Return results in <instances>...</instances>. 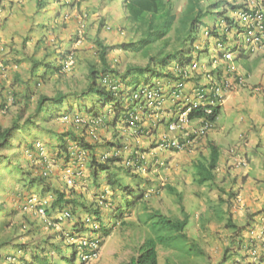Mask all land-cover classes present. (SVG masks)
I'll return each mask as SVG.
<instances>
[{
  "label": "rangeland",
  "instance_id": "1",
  "mask_svg": "<svg viewBox=\"0 0 264 264\" xmlns=\"http://www.w3.org/2000/svg\"><path fill=\"white\" fill-rule=\"evenodd\" d=\"M5 1L13 3L18 9L23 8L25 12L33 11L34 14L32 17L27 18L26 25L30 29L25 30L24 34H20L25 37L22 39L19 49H13V54L16 57H11L9 60L5 58L7 65L16 64L19 65V69L8 71L9 83L4 84L0 89V92H3L0 93V102L6 106L4 113L1 112V109L5 106L0 108V128L9 127L16 119H19V124H21L28 116L33 115L39 95L52 97L57 92H80L86 86V73L89 64L98 63L96 38L114 47L122 42L133 41L139 37L136 30L128 27L127 12L122 1L74 0L67 8H61L55 0H46V4L37 9L35 0ZM223 1L225 3L228 0ZM191 2L192 0H173L176 20L168 34V38L174 39L177 36L176 28L180 27L182 21L190 16V12L185 13V7L190 5ZM1 3L2 0H0V11H3L5 6ZM208 3V1H202L200 7L205 9ZM13 5L11 4L7 8L11 9ZM58 7L67 10L69 14L67 21L59 18L60 12L56 14ZM221 7L212 8V13L201 19L203 25L211 27L216 18L214 13L220 11ZM225 10L229 14L228 5H225ZM182 15L186 18L178 22ZM54 19L57 20V23H54ZM80 20L84 24L83 28H80ZM36 21L41 22L43 26H34ZM52 23H54V26L51 25ZM1 26L0 23V28ZM106 26H110L111 30L105 29ZM199 26L201 30L203 26ZM46 31L50 34H43ZM28 34L35 35L34 41L31 37H28ZM198 36L202 39L201 32ZM204 39L205 42L212 41L211 38ZM204 43L201 44V47ZM5 49L4 46L3 50ZM67 52L73 53V63L69 70L64 73L50 74L45 64L58 66L62 56ZM3 56L5 57L4 53ZM107 60L110 67L118 72H122L128 64L144 65L147 61L140 54L124 52L120 49L110 51L107 54ZM205 60L206 56L200 53L198 62L203 63ZM33 62H37L38 69L36 74L32 76L30 68ZM14 73L18 75V78L14 79ZM42 74H45L44 78L37 76ZM144 78L145 75L140 74L136 79L139 80V83H143ZM138 88L139 86L136 89ZM244 90L249 95L248 88ZM251 94L257 103L264 104V93L262 96ZM12 95L14 100H11ZM79 99L85 102L84 105L80 104V111H85V106L90 109L91 103L89 100L83 97ZM237 101L240 103L238 98ZM71 102L73 101L71 100ZM69 104L70 102L64 101L61 105L56 106L49 101L47 106L43 107L42 117L44 120L40 121L39 124L45 126L49 131L61 133L69 130L73 134L87 139L88 136L83 134L82 127H76L71 123H63L58 116L49 117L57 112L59 114ZM77 107V103L73 102V110H77ZM106 110L107 107L101 111ZM245 112H247L246 109L238 113L231 108V116L227 117L222 109L217 122L227 127L234 117L239 119L237 122H241L246 117ZM112 116L113 114L110 113L109 116L106 114L105 119L102 118L105 123L103 122L102 125L97 127L98 141L96 144L103 146L112 143L116 146L126 145L128 148H138L143 152L147 162L146 168L149 167L150 170H147L141 176L148 179L151 185L147 187V196L143 199L142 205L148 211L157 210L165 216L181 218L175 198L166 192L164 186H173L182 194V203L189 217V222L184 229L185 241L175 240L174 247L159 245L158 264H220L223 255H230V253L231 258L241 256L247 261L250 260L243 248L235 253L236 246L233 243L237 239H242L244 242L246 231L252 228L250 223L255 222V218L257 219L259 216L264 218V180L257 179L258 175L264 174V161L263 163L259 160L258 163L255 162V171H251L252 178L249 182L246 180L248 174L243 173L247 170L246 165L238 166L239 171L232 170L229 172L230 167L219 164L216 170L215 183L199 186L193 181L191 175V162L198 152H190V154L188 151L165 152L154 145L156 139L160 136L157 132L158 127L152 126L147 133H140L134 127H127L125 123L117 122L115 129H113L110 128L109 124L106 125V122H110ZM157 124H160V122ZM143 125L148 126L149 123ZM35 138L43 141H55L54 134L46 130L27 131L24 127H20L15 132V137L9 148L0 149V155L7 156V159L5 157L0 158V225L3 221L5 224L0 226V242L6 240V243L0 246V264H26L32 261L33 253L37 256L35 264H43L44 260L41 256H47L50 264H122L127 261L130 256L136 253L137 247L144 238L150 235L148 223H145L143 219V212L146 209L141 208L142 205L136 206L124 218V225L117 222L112 227L110 235L104 239L99 249L98 258L87 263H81L78 252L73 257L72 243L60 238L62 232H67L70 225L77 218H82L83 215L88 214L85 210H77L71 222L66 223L64 221V224L60 223L56 228L46 227L38 219H33L20 212L21 200L29 190L23 185L26 182L25 176L19 171L9 172V169H14L17 165L30 167L31 160L25 155L24 149L27 147L29 140ZM199 148L202 154H206L203 146ZM45 150L47 151V149ZM99 150H97V154ZM261 152L264 153V149H261ZM155 159H157L156 162H163L162 165H154ZM60 163V161H55V164H52L47 181L61 190L65 189L66 192L73 191L76 195H81L84 204L92 202L95 206L99 204L102 224H106L107 227L111 226L114 223L111 214L119 204H124L129 197L127 192L124 190L112 192L110 188H107L103 184L104 173H100L97 178L100 184L94 186L87 171L77 180L74 187L67 188L64 185ZM259 163L261 164L259 165ZM121 171L123 173L121 175L123 183L128 184L131 188L130 196H138L139 191L145 189L144 183L133 178L135 173ZM234 172H236L235 175H233ZM152 186L153 188H151ZM217 186L223 187L224 192L220 191ZM103 190L107 191L103 194ZM228 190L234 193L231 198L226 194ZM32 191H40V188L35 186ZM252 193L253 196L250 197ZM244 194L248 196L244 198ZM220 200L225 203L220 205ZM216 208H221L226 212L229 211L231 220L237 226V229L226 227L225 221L217 217L219 214L216 212ZM94 221V218H90L88 226ZM24 223L25 227L22 226ZM99 233L93 231V234ZM232 238L235 241H232ZM189 247H197L202 255H196L193 251H186ZM226 248L229 251L228 253L225 252ZM260 257L257 263L264 264V255H262L263 260H260Z\"/></svg>",
  "mask_w": 264,
  "mask_h": 264
},
{
  "label": "trees",
  "instance_id": "2",
  "mask_svg": "<svg viewBox=\"0 0 264 264\" xmlns=\"http://www.w3.org/2000/svg\"><path fill=\"white\" fill-rule=\"evenodd\" d=\"M36 9L41 8L46 4V0H35ZM57 3L59 2V6L64 8L66 5L72 4L74 1L69 0H55ZM108 1H122L123 6L127 12L126 18L128 22V27L136 30L139 37L136 40L122 42L116 46H109L105 44L102 40L96 38L95 45L97 47V61L98 63H91L88 66L87 73H86V86L78 93L76 92H57L52 97H46L44 95H39L37 98L33 115L28 116L21 124H19V119L14 120L9 127L0 128V149L2 148H9L11 145L12 140L15 137V132L20 128L24 127L27 131H35V130H46L50 133H53L55 136V141H43L40 139L37 140H29L27 147L25 150V155L27 154L30 156L29 160H31L30 167H22L17 165L14 169H9V172L19 171L23 176H25L26 182L23 184L27 190H31L33 187L38 186L40 188L41 193H48L51 194L52 200L48 206L45 207V214L47 217H51L57 211L56 218L54 223L49 226L51 228H56L58 224L69 223L68 219H64L62 217L59 218L62 211H68L70 214V220L74 219V215L77 210H85L88 215L94 216V218L99 223L101 229V239L99 245H101L104 239L110 235L112 227L117 224L124 225V218L129 215V213L138 205H142L143 199L147 196V187H150L151 183L148 179L143 178L141 174H133L134 179H139L145 185V189L140 190L138 196L133 197L130 196L131 188L128 184L123 183V179L121 175L124 173H129V168L123 166L121 164V158L117 156H110L104 159L103 161L99 160V154L104 150L103 145H98L96 142H85L84 139L80 136L73 134L71 131H64L61 133L49 131L45 126L40 125L39 122L44 120L42 117L43 114V107L47 106V103H53L56 106L61 105L64 101L70 102L68 107L61 111L59 114L58 112L54 115H50V118H54L58 116L60 117H67L71 116L72 113H77L79 115H87L91 117V120H95V118L103 115L108 114V112L101 110L105 107L111 108L110 111L113 114L110 122H106V125H110V128L115 129V125L117 122H122L125 118V111L131 107V103L129 99L123 98L120 96H115L110 90L106 89L104 85L100 83L101 77H107L108 80L112 84H116L118 80H120L125 87H132L135 88V85L139 84V80H137L138 75H145L144 81L141 84L148 85L153 83L155 80L164 83V80H173V76L168 71V64L172 60H185L188 61L190 59V52L191 47L195 39L198 37L199 32V25H203L201 19L206 17L208 14H211L212 8L221 7V10L214 13L216 17H225L226 19V10L225 5H230L227 1L224 3L223 0H192L190 5L185 7V13L190 12L189 17H182L178 19L182 21L180 27L176 28L177 36L174 39L168 38L169 32L172 30L176 16L174 12V3L173 0H108ZM208 1L209 3L206 5L205 9L200 7L201 2ZM222 3V4H221ZM58 7V9L60 8ZM231 9L236 8L235 5L229 6ZM216 19V18H215ZM217 20V19H216ZM57 23V20H56ZM53 24V23H52ZM51 24V25H52ZM80 24H83L82 21ZM39 26H43L40 24ZM81 26H84L81 25ZM105 29L111 30L110 26H106ZM181 33V34H180ZM182 35V36H181ZM24 38V37H23ZM113 49H120L124 52H130L133 54H140L142 57L146 58L147 61L144 65L141 64H128L122 72H118L117 70L110 67V63L107 60V54L112 51ZM37 62H33L30 68V74L33 76L36 74V70L38 66L36 65ZM36 66V67H35ZM47 71L50 74H57L63 73L60 71L61 66H54L53 64H45ZM34 73V74H33ZM45 74L37 75L39 78H44ZM125 89V88H124ZM123 92L120 91V94ZM119 94V93H117ZM171 94V92H170ZM25 97V95H24ZM83 97L84 99L89 100L91 103L90 109L85 106V111H80V104L85 102L81 101L79 98ZM127 98V97H126ZM14 100V96H13ZM77 103L78 107L77 110H73V102ZM5 105L1 104L0 108L4 107ZM4 109V111H2ZM1 109V112L4 113L5 108ZM221 112V106H213L212 107V114L204 115L202 110H194L190 113V117H197V116H204L205 118L215 122ZM67 124L71 123L76 127H80L81 125H77L74 122L69 120L65 121ZM63 122V123H65ZM149 128H151V123L147 127H141L137 130L140 132H148ZM84 130V127H83ZM42 141V145L44 149H47L48 155L47 159L49 162L55 164V161H60L61 170L64 168L65 163L67 162L68 155V142L75 141L79 144V147L85 151H88L87 159L85 156L84 168L85 171L89 174L90 179L94 183V186H98L100 184L97 181V178L100 173H104V182L103 184L112 190V192H117V190H124L127 192L129 197L125 200L123 205H118L111 214V217L114 218V223L107 227L106 224H102L100 217V206L96 204V206L92 203L84 204L83 198L81 195H76L73 191L66 192V190H61L57 186H53L50 182L47 181L48 176L41 175V166L40 162H43L40 158L43 156H38V151L35 148V142ZM113 144V143H112ZM99 153L97 154V150ZM204 149L206 154H202V152H198L193 158L191 162V175L193 181L199 185H212L216 181V170L219 166V160L221 156L220 146L214 142L212 139H208L205 141ZM255 155L253 159H258L263 163L264 161V153L259 151H255ZM1 157L7 156L0 155ZM157 159H155L156 161ZM39 161V163H36ZM46 162L43 163V165ZM52 163V164H53ZM259 163V165L261 164ZM88 167V168H87ZM34 168V169H32ZM264 168V167H263ZM16 169V170H15ZM87 169V170H86ZM148 171L150 168H146ZM85 171H83L85 173ZM121 172V173H119ZM147 172V171H146ZM145 172V173H146ZM264 173V171H263ZM84 175V174H83ZM80 179V178H78ZM77 179V180H78ZM77 180L75 179V183L72 187L75 186ZM264 180V174H263ZM67 187L66 184H64ZM67 187V188H72ZM153 188V186L151 187ZM166 192L169 195H172L175 198V201L178 205L179 211L181 213V218L175 217L171 218L161 214L157 210H150L148 211L146 207L143 205L141 208L146 209L143 212V219L145 223H148L150 229V235H148L142 243L137 247V251L134 255L130 256L129 259L122 264H158V246L162 245L165 247H174L175 240L185 241L184 229L189 222L188 214L185 211V208L182 203V194L178 191L175 187L170 185L164 186ZM217 188L224 192V188L217 186ZM139 190V189H138ZM103 194L106 190L102 191ZM110 192V194H112ZM227 196L232 197L234 194L231 190L227 191ZM113 195V194H112ZM105 201V200H104ZM220 205H223L225 202L220 200ZM216 212L219 214L217 217L225 221V225L228 228L237 229V226L232 222L230 217V212H226L221 208H216ZM25 214V213H23ZM58 216V218H57ZM222 216V218H221ZM42 220V219H41ZM47 224V222H45ZM65 223V224H66ZM4 224V221L2 222ZM25 227V223L22 224ZM1 230V227H0ZM70 230V231H69ZM69 232H83L86 229L82 227L80 222L74 221L73 224L69 227ZM62 232V236L60 238L64 240V236L68 233ZM236 231V230H235ZM1 237V236H0ZM237 238V237H236ZM1 239V238H0ZM61 239V240H62ZM234 239L232 238V241ZM235 241V240H234ZM6 243L5 241L0 242V246ZM236 246L234 250L237 253L241 248H243L241 241L237 239L236 242L233 243ZM186 251H193L196 255H202V252L197 247H189ZM225 252H229L226 248ZM76 251L72 249V256L74 257ZM264 253L262 252V255ZM260 253L258 256H262ZM37 256L34 255L31 258V262L26 264H35ZM43 257L42 260L43 264H50L48 261L47 256ZM240 260V263L243 264H251L255 263L252 262V256L248 255L247 257L250 260H245V258H241V256H237ZM231 258L230 255L226 254L222 257V263L229 261ZM260 260H263L260 257ZM35 262V263H34ZM257 263V261H256ZM258 264V263H257Z\"/></svg>",
  "mask_w": 264,
  "mask_h": 264
},
{
  "label": "built area",
  "instance_id": "3",
  "mask_svg": "<svg viewBox=\"0 0 264 264\" xmlns=\"http://www.w3.org/2000/svg\"><path fill=\"white\" fill-rule=\"evenodd\" d=\"M236 4H241L237 10H235L229 16V21L232 24L233 31L231 29H225V23L223 28L218 31V35L221 38L218 43V52L220 53L219 61L227 62L231 60L233 52L243 46L245 49L249 48L252 50L258 49L259 47L264 48V27H263V16L259 7V0H232ZM234 3V4H235ZM204 34L207 36L209 33L205 30ZM225 34H236V36H241V41L236 40V38H226ZM223 39V40H222ZM222 40V42H221ZM226 43V45H225ZM195 48H198L195 46ZM216 63V61H214ZM70 62L67 63L64 69H68ZM6 68L0 61V77H6ZM199 68V64L194 59L188 64H176L173 63L168 69L174 75L178 76V79L171 83L172 93L174 98H179L184 85V79L191 76ZM226 73L232 72L233 67L227 65L223 69ZM236 74L235 76H237ZM208 82H211L206 88H197L193 93V99L179 106L170 119L162 121L166 122V131L162 132L158 141L156 142V147L164 151H183L191 145L195 144L199 139H201L205 133L211 128V122L204 118V116L196 117L194 119L189 118L190 112L192 110H202L204 115H209L212 112V107L222 102L223 95L226 91L233 88L234 77L229 79L225 78L223 75L216 81H210L211 77L206 74ZM207 82V83H208ZM242 79L239 78L238 83L242 84ZM102 83L107 86L109 90L116 95L117 90L120 88L121 84L117 82L112 84L107 77L102 79ZM165 89L160 84H148L141 86L136 92H133L131 96L138 101L136 108L128 110L126 113V126L131 127L139 132L137 129L145 127L143 123L151 122V127L156 126L160 118V111L162 105L165 101L164 95ZM4 111V109L2 110ZM91 117L87 115H79L77 113H72L71 116L60 117L62 122L69 120L74 122L80 127H84L83 134H87L88 138L82 137L85 142H97L98 136L96 133L97 127L103 124V119L101 116L91 120ZM66 123V122H65ZM141 133V131H140ZM42 143V142H41ZM40 141L35 142V148L39 150L38 156H43L40 158L43 162H40L41 175L48 176L51 172L52 162L47 159V151L43 148ZM68 155L67 162L65 163L63 171V181L67 187H72L75 183V179L81 178L85 171L84 162L87 159L88 151H85L79 147V144L75 141L68 142ZM28 157H30L27 154ZM86 156V158H85ZM117 156L121 157V163L128 167L131 172L137 174H145L147 171V162L144 154L138 150V148H128L126 145L121 147H111L109 150L101 152L99 154V160L103 161L107 157ZM85 158V159H84ZM46 162L44 165L43 163ZM39 163V161H36ZM154 165H162V162H154ZM52 200L51 194L40 195L38 193H28L23 196L20 203V209L24 213L34 214L36 217L47 222V225L51 224L49 218H46L45 207L50 204ZM70 220V214L68 211H62L59 218ZM58 218V216H57ZM53 224V222H52ZM93 228H97V225H93ZM245 239L249 240V243L245 246L246 255L252 256V262H258L259 253L264 252V218L261 220L260 224L255 225V227L247 230L245 234ZM71 241L76 245L79 250V257L81 261L87 262L92 261L98 257V239L97 237H83L75 236ZM258 244H256V243ZM250 259V258H249ZM240 259L236 256L224 264H243L240 263Z\"/></svg>",
  "mask_w": 264,
  "mask_h": 264
},
{
  "label": "clouds",
  "instance_id": "4",
  "mask_svg": "<svg viewBox=\"0 0 264 264\" xmlns=\"http://www.w3.org/2000/svg\"><path fill=\"white\" fill-rule=\"evenodd\" d=\"M3 1V0H2ZM69 1H74V0H69ZM228 2L230 3V5L229 6H231V5H235L236 6V8H234V9H231L229 6H228V9L230 10V12H229V14H227V13H225L226 15V19H225V17H216V19H214V22H213V24L211 25V27H207V26H205V25H202L203 27L201 28V30L199 29V32H201V37H202V39L198 36L196 39H195V41L193 42V44H192V47H191V52H190V59L188 60V61H185V60H172L169 64H168V68L173 64V63H176V64H188V63H190L193 59L195 60V61H197V63L199 64V68H198V70L196 71V72H194V74H192L191 76H189V77H187V78H185L183 81H184V85H183V88H182V92H181V94H180V97L179 98H174V95H173V93L171 92L172 91V88H171V83L174 81V80H176V79H178V76H176V75H174V73H172V72H170L169 71V69H168V71L170 72V74L173 76V80H170V81H168V80H164V83L163 84H161V82L160 81H158V80H155L152 84H160V85H162L163 86V88L165 89V92H164V95H165V101L167 100V98H169L170 100H171V102H172V104H173V108L170 110V111H166V110H164L163 109V105H162V108H161V111H160V118H158V122H160V124H156V126H155V128L156 127H158L159 128V126L161 125V127H162V131L164 132V131H166V125H165V123L166 122H164V121H162V118H164L165 120H168V119H170V117H171V115L173 114V112L175 111V109H177L179 106H182V105H184V104H188V102L190 101V100H192L193 99V93L195 92V90L198 88H206L207 86H209L210 85V83L211 82H208L209 80L207 79V77H206V74H208L210 77H211V80L210 81H216V80H214L213 79V77L215 78V79H219V77H221L222 75L225 77V78H229V79H231V78H233L234 77V80H233V88H231L230 90H228V91H226L225 93H224V95H223V99H222V102H220L219 104H217L218 106H222L223 105V102H224V100H225V97H226V94L228 93V92H230L231 90H233V89H237V88H248V84H247V81H246V75H245V73L243 72V73H241V69L239 68V66L237 65V61H238V59L239 58H241L242 56H244V55H257V54H260V53H263L264 52V48H261V47H259L258 49H255V50H252V49H249V48H244L243 46H240V48L239 49H237V50H235L234 52H233V55H232V58H231V60H229V61H227V62H224V61H219V59H220V53L218 52L219 50H218V43H219V40L221 39V38H219L220 36L218 35V31L220 30V29H222L223 28V24L225 23L226 25H225V29L227 28V29H231L232 28V24H231V22L229 21V16L231 15V13H233L235 10H237L239 7H241V4H236L235 2H233L232 0H228ZM59 3V2H58ZM235 3V4H234ZM60 4V3H59ZM67 6L68 5H66V7H64V8H67ZM259 7H260V10H261V14H262V16H263V27H264V0H259ZM60 12V15H59V18H61V20H63V21H67L68 20V18H69V14L65 11H63L62 13H61V8H59V9H57L56 10V14L57 13H59ZM81 18V17H80ZM54 23H56V19H54ZM54 23L52 24V26H54ZM79 23H81V20H80V22ZM81 25H83V24H80V28H83V26H81ZM199 28H200V26H199ZM207 31L209 34L206 36L205 34H204V31ZM230 31H233V29H231ZM199 32H198V34H199ZM226 36H227V38H229V41H230V38H236V40H239V41H241V39H242V37L241 36H236V34H225V36L223 35V36H221V37H224V39L226 38ZM204 38H211V42H205V39ZM223 40V39H222ZM222 40H221V42H222ZM205 42V43H204ZM202 43H204L203 44V47H201V44ZM225 45H226V43H225ZM5 46V43L1 40V38H0V61L5 65V66H7V68H6V77H4V78H2V77H0V79L1 80H9V77H8V71L9 70H13V71H16L17 70V68H18V65H16V64H13V65H7V60L5 59V57L3 56V47ZM195 46H197L198 48H195ZM200 53H203L205 56H206V60H205V62H203V63H199L198 62V56H199V54ZM214 61H216V63H214ZM70 62V64H69V66H68V69H64V67H65V65L67 64V63H69ZM72 63H73V53L72 52H67V53H65L64 54V56H62V58H61V60H60V63H59V65L58 66H61L60 67V71H62L63 73L64 72H66L67 70H69V68L71 67V65H72ZM227 65H230L231 67H233V70L234 71H232V72H225L223 69H225L226 68V66ZM46 67V66H45ZM240 70V71H239ZM236 74H238L237 76H235ZM262 77L264 78V66H263V69H262ZM104 77H101V79H100V83L102 84V85H104L105 87H106V89H108L107 88V86L105 85V84H103L102 83V79H103ZM239 78H241L242 79V84H239L238 83V81H239ZM190 81H192V85L190 86V88H189V90L188 91H186V84L188 83V82H190ZM117 82H119L120 84H121V86H120V88L117 90V93H119V94H117L116 93V95L115 96H122L123 98H125L126 100L127 99H129L130 100V103H131V107L128 109V107H127V105H125V107L127 108V110L125 111V118L123 119V123H125V120H126V113H127V111L128 110H132L133 108H136L137 107V105L139 104L138 103V101L135 99V98H133L132 96H131V94L133 93V92H136L141 86H144V84H141V83H139L138 85H135V88H131V87H125L124 86V84L120 81V80H118ZM208 82V83H207ZM39 85V84H38ZM139 86V88L138 89H136L137 87ZM125 88V89H124ZM136 89V90H135ZM251 89V88H250ZM109 90V89H108ZM111 91V90H110ZM120 91L121 92H123L122 94H120ZM112 92V91H111ZM170 92H171V94H170ZM113 93V92H112ZM127 97V98H126ZM11 100H13V95H12V97H11ZM164 101V102H165ZM179 102L181 103L182 102V104H179ZM217 105H215V106H217ZM110 109L111 108H108L107 107V110H106V112H108V116H109V114L111 113V112H109L110 111ZM165 111V113H166V115L164 116L163 115V112ZM194 110H192V112H193ZM192 112H190V113H192ZM105 114V113H104ZM103 114V115H104ZM211 114H212V112H211ZM210 114V115H211ZM86 115V114H85ZM101 116V115H100ZM103 119H105V117H106V114H105V116H101ZM198 117H200V116H197V118ZM189 118L190 119H194V118H196V117H193V118H191L190 117V114H189ZM205 118V117H204ZM205 119H207V118H205ZM208 121H210L211 122V128L205 133V135L201 138V139H199L195 144H193V145H191L190 147H188V148H186L185 150H183V151H189V150H192L199 142H201V141H205V139L207 138V135H208V133L212 130V128L214 127V124H215V122H213V121H211V120H209V119H207ZM104 123H105V120L103 121ZM157 122V123H158ZM146 123V122H145ZM148 123H151V122H147V124ZM126 124V123H125ZM144 124V123H143ZM163 124V125H162ZM116 126V125H115ZM145 127H147V126H145ZM158 128H157V130H158ZM161 132V131H160ZM141 133H144V132H141ZM147 133V132H146ZM160 135H161V133H159ZM160 137V136H159ZM159 137L156 139V141H155V146H156V142L158 141V139H159ZM32 140H37V138H35V139H32ZM42 142V141H41ZM121 146H123V145H120V146H116V145H114V144H109L108 146H105V147H108V148H105V147H103V151L102 152H104V151H107V150H109L111 147H121ZM201 146H203V145H201ZM204 147V146H203ZM164 151V150H163ZM183 151H172V152H183ZM142 152V151H141ZM166 152V151H165ZM143 153V152H142ZM230 153H231V155L232 156H236L237 155V153H236V149L234 148V147H232L231 149H230ZM26 154V153H25ZM119 158H121V157H119ZM246 159V158H245ZM242 160V158H239V159H235V164H237V166H245L246 164H247V160ZM121 160H122V158H121ZM157 161V160H156ZM163 163V162H162ZM122 164V163H121ZM123 165V164H122ZM124 166V165H123ZM128 168V167H127ZM87 170V169H86ZM130 170V169H129ZM133 173V172H132ZM135 174H137V173H135ZM65 184V183H64ZM107 191V190H106ZM28 193H38V194H40V195H44V194H46V193H41L40 191H37V192H34V191H32V189L31 190H29V191H27L25 194H28ZM25 194H24V196H25ZM22 201V200H21ZM19 210H20V212L21 213H24V212H22L21 211V209H20V207H19ZM58 212V211H57ZM57 212L54 214V215H52L51 217H47L46 216V218H49V220L51 221V224L50 225H47L46 223H45V221H43V220H41L40 218H38V217H36L34 214L32 215V214H30V213H25V214H27L28 216H30V217H32L33 219H38L44 226H46V227H49V226H51L52 225V222L54 223V220H55V218H56V214H57ZM90 218H94V216H91V215H88V214H85V215H83V217L81 218V217H79V218H77V220H76V222H80L81 223V225H82V227L83 228H85L86 230L85 231H83V232H73V231H71V232H69L68 231V233L64 236V239L66 240V242H70V243H72V245H73V249H75V251H76V253L78 252V254H79V250L77 249V247H76V245L71 241V239L72 238H75V236H83V237H97V239H98V246H99V249H100V247L102 246V244L101 245H99V242H100V239H101V232H100V229H101V227H100V225H99V223L97 222V220L94 218V222L90 225V226H88V223H89V219ZM263 218H261L257 223H255L254 225H251L252 226V228L253 227H255V225H257V224H260L261 223V220H262ZM73 220V219H72ZM72 220H69V222H71ZM97 225V228H93V225ZM250 229V228H249ZM93 231H98V232H100L99 234H93ZM247 232V231H246ZM86 234H88V235H86ZM243 237V236H242ZM241 241V244L243 245L242 247H243V249H244V251L246 250V248H245V246L249 243V240H246L245 239V241L243 242L242 241V239L240 240ZM99 249H98V251H99ZM235 250V249H234ZM76 253L74 254L75 256H76ZM264 253V252H263ZM260 254H262V252H260ZM264 255V254H263ZM74 256V257H75ZM98 256H99V253H98ZM262 257V256H261ZM98 258V257H97ZM96 258V259H97ZM234 258V257H233ZM96 259H94V260H96ZM81 261V260H80ZM87 262H89V261H87ZM87 262H84V261H81V263H87Z\"/></svg>",
  "mask_w": 264,
  "mask_h": 264
},
{
  "label": "crops",
  "instance_id": "5",
  "mask_svg": "<svg viewBox=\"0 0 264 264\" xmlns=\"http://www.w3.org/2000/svg\"><path fill=\"white\" fill-rule=\"evenodd\" d=\"M14 1V0H13ZM16 1V0H15ZM21 1V0H19ZM13 5V3H7V1L3 0L1 5L5 6L3 11H0V23L2 24L0 28V38L5 43L4 52L5 58L9 60L11 57H16L14 53V48L19 49V45L23 39V35L25 30L30 29L27 25V18L32 17L34 12H25L23 8L18 9L16 5H13L11 9L7 7L9 5ZM19 6V5H17ZM67 12V10L61 9L62 12ZM41 22H34V26H39ZM43 33V32H40ZM43 34H50L44 32ZM28 37L34 41L35 35L28 34ZM237 65L241 69V73H245L246 81L248 84L249 95L244 90L245 88H235L226 94L222 109L225 111V115L227 117L231 116V108L240 113L242 110L246 109V117L241 120V122H237L239 119L232 118L230 124L226 127L224 124H219L217 120L215 121L214 127L208 133L207 138L212 139L220 146L221 156L219 160V164L226 165V167H230L228 169L229 172L239 171L237 164H235V159L242 158V160H247V170L243 173L248 174L247 182L251 181V171H255V162L258 163V159L253 161V156L255 155V151H259L264 149V104L257 103L256 100L253 99V94L255 96L263 95L264 93V78L262 77V69L264 66V52L257 55H244L238 59ZM19 66V65H18ZM19 69V68H18ZM240 71V70H239ZM18 78V75L14 73V79ZM9 80H1L0 79V89L2 86L7 85ZM192 85V81L186 84V91L189 90ZM251 88V89H250ZM0 93H3L2 91ZM239 99L240 103L237 101ZM242 101V103H241ZM231 103V104H229ZM179 104H182V102ZM173 108V104L169 98L163 103V109L166 111H170ZM165 116V111L163 112ZM162 131L161 125L159 126L157 132L158 134ZM205 141L199 142L192 150H189L192 153H197L201 149V145L204 146ZM234 147L236 149V156H232L230 153V149ZM204 150V149H203ZM233 168V169H232ZM236 172L233 173L235 175ZM258 180L263 179V175L257 176ZM246 182V183H247ZM256 187V192L257 191ZM248 195L244 194V198ZM253 196V193L250 197ZM260 216L256 219L255 222L250 223L254 225L260 220Z\"/></svg>",
  "mask_w": 264,
  "mask_h": 264
}]
</instances>
